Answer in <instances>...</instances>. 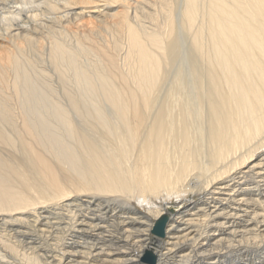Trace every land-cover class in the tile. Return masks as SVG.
Segmentation results:
<instances>
[{"label":"bare ground","instance_id":"1","mask_svg":"<svg viewBox=\"0 0 264 264\" xmlns=\"http://www.w3.org/2000/svg\"><path fill=\"white\" fill-rule=\"evenodd\" d=\"M4 1L0 264H264V0Z\"/></svg>","mask_w":264,"mask_h":264},{"label":"water","instance_id":"2","mask_svg":"<svg viewBox=\"0 0 264 264\" xmlns=\"http://www.w3.org/2000/svg\"><path fill=\"white\" fill-rule=\"evenodd\" d=\"M165 223H166V219L165 218L159 219L156 222V224H155V226L153 228L154 232L157 233V234L164 235V226H165ZM145 258L146 259H149V260H152L151 254H147Z\"/></svg>","mask_w":264,"mask_h":264},{"label":"rangeland","instance_id":"3","mask_svg":"<svg viewBox=\"0 0 264 264\" xmlns=\"http://www.w3.org/2000/svg\"><path fill=\"white\" fill-rule=\"evenodd\" d=\"M8 2H6V1H4V2H6V4L8 5V6H10V4H11V6H12V4L13 5H16V3H15V0H7ZM10 1V2H9ZM178 207H179V205H177ZM165 226H166V223H165ZM165 226H164V230H165Z\"/></svg>","mask_w":264,"mask_h":264}]
</instances>
